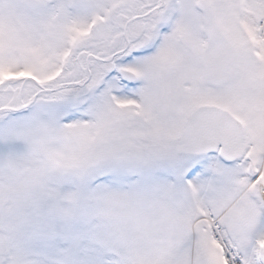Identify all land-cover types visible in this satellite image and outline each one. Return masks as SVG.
Segmentation results:
<instances>
[{"label":"snow or ice","instance_id":"obj_1","mask_svg":"<svg viewBox=\"0 0 264 264\" xmlns=\"http://www.w3.org/2000/svg\"><path fill=\"white\" fill-rule=\"evenodd\" d=\"M0 264H264V0H0Z\"/></svg>","mask_w":264,"mask_h":264}]
</instances>
